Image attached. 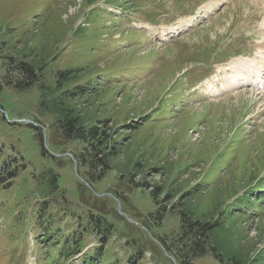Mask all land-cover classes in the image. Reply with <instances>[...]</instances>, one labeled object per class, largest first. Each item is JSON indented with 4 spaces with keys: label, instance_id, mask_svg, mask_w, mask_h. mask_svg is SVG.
Returning a JSON list of instances; mask_svg holds the SVG:
<instances>
[{
    "label": "rangeland",
    "instance_id": "374dc122",
    "mask_svg": "<svg viewBox=\"0 0 264 264\" xmlns=\"http://www.w3.org/2000/svg\"><path fill=\"white\" fill-rule=\"evenodd\" d=\"M0 25L5 56L32 55L30 62L45 56L43 63L59 58L52 70L93 71L97 91L78 99V108L110 120L123 144L112 170L90 182L89 169L76 159L81 147L63 139L51 115L41 114L37 87H3L0 264H42L41 254L54 248L51 233L59 238L62 226L80 237L86 227L66 215L51 233L39 230L40 195L51 172L74 218H94L81 252L60 259L65 264H90L102 248L104 259L118 264L141 251L142 264H182L175 247L161 242L170 239L172 246L180 228L173 205L187 202L199 216H211L264 180V0H0ZM236 59L251 61L242 79L260 81L229 87ZM5 75L0 59V82ZM157 185L170 194L169 203L160 197L155 205ZM163 207L160 222L152 215ZM232 220L227 234L244 236L253 260L264 251V217ZM105 224L110 233L95 228ZM194 264L220 263L206 255Z\"/></svg>",
    "mask_w": 264,
    "mask_h": 264
},
{
    "label": "trees",
    "instance_id": "16d2710c",
    "mask_svg": "<svg viewBox=\"0 0 264 264\" xmlns=\"http://www.w3.org/2000/svg\"><path fill=\"white\" fill-rule=\"evenodd\" d=\"M121 6L123 7L124 4ZM139 32L131 31L134 34ZM3 33V26L0 25V34ZM1 43L7 44L8 42L4 40ZM90 52L94 53V50L91 48ZM31 58L32 55L26 54H21L20 57L18 54L5 56L1 54L0 49V59L6 70V75L0 82V90L8 87L18 92H25L37 87L41 114L51 115L54 118V127L62 134L63 139L81 147L80 155L75 157L77 162L79 160V166L89 169L86 173L89 181L95 182L102 179L114 167L113 162L121 154L123 144L115 138L118 132L110 128V120L94 118L78 108V99L88 98L97 91L99 84L97 85L90 79L94 74L93 71H90L87 66H65L52 70V65L59 58H53L52 61L45 63H43L46 60L45 56H37L38 59L35 62H30ZM39 61H41L40 67H38ZM45 182V189L40 195L42 202L39 204V214L36 219L39 230H47L51 233L50 227L54 222L63 224L68 218L77 222L78 225L87 222L86 227L83 226L79 232L80 237H76L75 233L67 234L62 226L57 230L58 233L62 232L59 238H55L51 233L54 248L51 246L47 248V253L41 254V257L46 256L42 264H65L60 259L65 257L69 260L80 251L83 244L82 237L86 238L89 232H85L91 230L90 218L92 217L85 214L83 222L79 217L74 218V212L64 203L67 202L65 193L60 188L58 176L55 173L51 172ZM205 187L207 186L202 185L196 193L187 194L189 200L201 193ZM248 188H250L248 192L244 194L245 191L240 197L234 199L226 210L211 216L207 214L199 216L196 208L187 202L181 201L173 205L177 210L176 214L180 216V228L177 234L171 237L172 246L168 245L170 239H161L163 246L171 247V249L175 247L173 249L175 252L172 254L176 261L182 264H194L196 260L206 255H212L220 264H263L264 251L257 253L256 258L252 260L249 250L245 249L244 240L246 238L244 236L234 238L227 234L226 229L231 219H234L231 223H236L240 219L255 220L264 217V180L249 184ZM53 195L59 196V199ZM152 196L156 206L159 205L160 197H164V203H169L172 199L170 194L159 185L153 188ZM60 201L61 205L58 204ZM62 206L65 207L61 208ZM167 208H159L152 217L161 222V217H164ZM66 215L68 218L63 221V216ZM95 228L102 229L103 233L111 232V226H106V224L102 228L98 226ZM65 236H69L66 244L60 245L61 238ZM100 251L101 253L95 255L96 258L93 255L91 259H88L90 264H93L91 260L94 258L98 264H118L116 261L113 262V257L104 259V248ZM142 253L141 251L132 254L125 264H142L144 261Z\"/></svg>",
    "mask_w": 264,
    "mask_h": 264
},
{
    "label": "bare ground",
    "instance_id": "6f19581e",
    "mask_svg": "<svg viewBox=\"0 0 264 264\" xmlns=\"http://www.w3.org/2000/svg\"><path fill=\"white\" fill-rule=\"evenodd\" d=\"M190 23V22H189ZM177 30V28H172V32L175 33V31ZM155 31V30H154ZM179 31V30H178ZM169 34V33H168ZM167 37V36H166ZM251 63L250 59H236V60H233L232 63L230 64L231 66V70L233 71V76H231V78H227L229 79L228 80V85L230 84L229 87H236L238 88L237 86H249V84H252L255 83L256 84V80H259L260 79H257L258 76H256L257 78L255 80H253V78L250 77V75H248L249 77H245L247 75H245L243 77V79L240 77L243 75L244 71L246 70V68H248L247 66H249ZM249 64V65H248ZM251 66V65H250ZM253 66V65H252ZM219 68V67H218ZM259 68V67H258ZM250 69V68H249ZM256 69V68H255ZM231 71V72H232ZM259 71V70H258ZM230 72V71H229ZM228 73V72H227ZM242 73V74H241ZM251 73V72H250ZM249 73V74H250ZM229 74V73H228ZM231 74V73H230ZM241 74V75H240ZM248 74V73H247ZM255 74V73H254ZM229 77V76H228ZM262 79V78H261ZM213 80V79H212ZM262 81V80H261ZM210 82V81H209ZM262 83V82H261ZM226 84V83H225ZM260 84V82H259ZM263 84H264V81H263ZM261 87V84L259 85ZM263 86V85H262ZM259 87V88H260ZM216 88V87H215ZM264 88V87H263ZM261 88V89H263ZM215 90V89H214ZM264 91V90H263Z\"/></svg>",
    "mask_w": 264,
    "mask_h": 264
},
{
    "label": "water",
    "instance_id": "95a60500",
    "mask_svg": "<svg viewBox=\"0 0 264 264\" xmlns=\"http://www.w3.org/2000/svg\"><path fill=\"white\" fill-rule=\"evenodd\" d=\"M88 185V184H87Z\"/></svg>",
    "mask_w": 264,
    "mask_h": 264
}]
</instances>
